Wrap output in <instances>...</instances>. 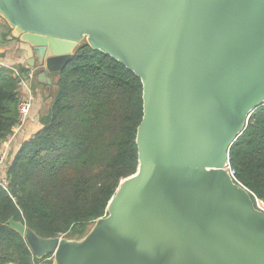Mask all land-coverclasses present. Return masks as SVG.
Returning a JSON list of instances; mask_svg holds the SVG:
<instances>
[{"label":"water","instance_id":"obj_1","mask_svg":"<svg viewBox=\"0 0 264 264\" xmlns=\"http://www.w3.org/2000/svg\"><path fill=\"white\" fill-rule=\"evenodd\" d=\"M51 89L82 42L142 85L138 168L80 240L8 224L54 264H264V210L229 150L264 105V0H0Z\"/></svg>","mask_w":264,"mask_h":264},{"label":"trees","instance_id":"obj_2","mask_svg":"<svg viewBox=\"0 0 264 264\" xmlns=\"http://www.w3.org/2000/svg\"><path fill=\"white\" fill-rule=\"evenodd\" d=\"M50 98L41 128L6 165L8 183L0 186V264L52 258H35L9 219L40 238L80 240L107 214L122 180L138 168L136 134L143 100L133 72L82 42L52 79ZM18 103L16 79L0 68V141L18 124ZM229 167L254 204H264V105L251 113L232 144Z\"/></svg>","mask_w":264,"mask_h":264},{"label":"crops","instance_id":"obj_3","mask_svg":"<svg viewBox=\"0 0 264 264\" xmlns=\"http://www.w3.org/2000/svg\"><path fill=\"white\" fill-rule=\"evenodd\" d=\"M6 66L15 68L22 67L27 69V73H34V80L30 83L32 89V107L28 119L21 129L14 128L10 137L0 141V149L4 145H8L9 163L22 143L41 128L40 120L48 111L51 102V89L47 88V84L41 83L38 80L39 72L37 68L34 70L28 68L26 59L20 53L18 40L15 38L13 28L10 27L7 21L0 15V68H6ZM52 79L53 78H51V86ZM19 93L23 95V92H20V90ZM37 264H54V260L53 258H46Z\"/></svg>","mask_w":264,"mask_h":264},{"label":"built area","instance_id":"obj_4","mask_svg":"<svg viewBox=\"0 0 264 264\" xmlns=\"http://www.w3.org/2000/svg\"><path fill=\"white\" fill-rule=\"evenodd\" d=\"M6 69H9L12 77L16 79L18 91L20 90V92H23V95L19 93L18 124L15 127L16 129H21L28 119L32 107V89L30 83L34 80V73L28 72L23 75L18 68L6 66ZM8 152L9 148L7 144L0 149V186L3 188H6L8 183L5 174L9 158ZM226 169L233 178V171L230 169L229 165Z\"/></svg>","mask_w":264,"mask_h":264},{"label":"rangeland","instance_id":"obj_5","mask_svg":"<svg viewBox=\"0 0 264 264\" xmlns=\"http://www.w3.org/2000/svg\"><path fill=\"white\" fill-rule=\"evenodd\" d=\"M82 42H85L86 43V41L84 40V41H82ZM81 42V43H82ZM80 43V44H81ZM255 206H258L259 207V209H261V210H264V204H263V202L262 201H260V200H257V202L255 203ZM93 226V225H92ZM92 226L90 227V229L92 228ZM89 229V230H90ZM89 232V231H88ZM58 238H60V239H65V237L64 236H59Z\"/></svg>","mask_w":264,"mask_h":264}]
</instances>
